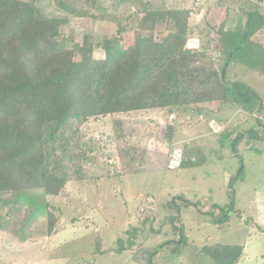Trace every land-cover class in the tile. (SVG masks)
Instances as JSON below:
<instances>
[{"label":"trees","instance_id":"trees-1","mask_svg":"<svg viewBox=\"0 0 264 264\" xmlns=\"http://www.w3.org/2000/svg\"><path fill=\"white\" fill-rule=\"evenodd\" d=\"M192 12L174 0H0V195L41 191L43 197L59 199L66 196L65 176L71 166L81 180L95 183L105 179L104 168L95 176L86 173V166L96 163L98 152L106 162L111 158L90 140L83 142L81 133L99 118L174 113L179 121L185 113L199 115L206 106L214 105L217 112L235 109L233 123H222L226 127L216 133L218 142H228L234 152L242 144L246 151L260 154L264 97L229 69L242 67L264 77V47L253 40L264 29V17L243 12L239 31L218 32L208 25L196 49L188 48L185 41L163 37L165 28L187 32ZM74 18L107 21L115 33L100 42L77 44L68 31ZM130 20L135 23L131 43L121 47ZM95 48L103 52V59L93 57ZM239 123L244 126L238 128ZM175 125L170 128L176 129ZM123 131L127 133L125 128ZM119 148L117 144L122 160ZM181 151L180 167L186 157L196 165L195 157L202 155L195 144H185ZM243 180V168L229 177L226 193L231 208L220 212L219 225L229 221L224 214L233 212L234 184ZM22 208L23 202L17 201L11 211ZM43 210L45 234L55 236L61 212L48 202ZM235 214L240 219L241 213ZM153 223L151 213L142 215L128 232L134 237L139 232L150 235ZM243 224L250 227V219ZM120 243L118 239L116 248L111 244L104 248L95 238L87 255L93 261L96 255L133 253L141 246L130 243L126 248L118 246ZM173 244L172 250L181 254L188 246L182 239ZM243 250L240 245L216 243L201 246L196 257L204 256L210 264H238Z\"/></svg>","mask_w":264,"mask_h":264},{"label":"rangeland","instance_id":"rangeland-1","mask_svg":"<svg viewBox=\"0 0 264 264\" xmlns=\"http://www.w3.org/2000/svg\"><path fill=\"white\" fill-rule=\"evenodd\" d=\"M174 1L193 10L188 31L180 33L165 28L163 37L185 41L190 49L205 34L208 21L220 31L240 29L241 13H246L245 7L233 5L229 0ZM257 9L260 11L252 8L249 12L264 17V9ZM128 24L120 43L125 48L132 40L134 20ZM69 30L77 44L100 42L102 37L110 38L115 33V27L107 21L80 18L71 20ZM258 42L264 44V35L258 37ZM93 57L103 59L104 55L95 48ZM229 73L236 74L264 97V77L242 67L232 66ZM214 108V105L206 106L199 115L183 114L176 129L170 128L174 124L166 113L99 118L84 126L82 141L90 140L111 158L106 162L105 156L95 153L96 163L86 166V173L96 176L104 168L105 179L95 183L81 180L71 166L65 176L66 196L59 199L43 197L41 191L0 195V264H148L153 253L152 264H210L204 256L197 258L196 252L201 246L216 243L243 246L238 264H264V144L260 146L262 152L256 154L246 151L242 144L234 152L228 142L219 143L216 133L226 127L222 123H233L237 111L225 108L217 112ZM117 144L122 160L115 149ZM185 144L202 149V155L195 157L196 165L186 157L183 167L167 170L166 155ZM241 168L244 180L234 184L233 212L224 214L229 221L221 226L216 223L222 215L220 212L231 208L227 181ZM17 201L23 202L24 210L13 213L11 209ZM46 202L61 212L59 231L52 237L45 234ZM234 211L241 213L240 219ZM148 213L154 219L152 234L139 232L134 237L129 229ZM166 218L168 221L163 222ZM248 218L250 227L243 224ZM71 219H75L73 224ZM95 238L104 248L109 244L116 248L118 239L122 241L118 246L127 248L130 243L141 246L133 253L123 250L96 255L92 261L87 254L93 250ZM179 239L188 243L182 254L172 250L173 242Z\"/></svg>","mask_w":264,"mask_h":264},{"label":"crops","instance_id":"crops-1","mask_svg":"<svg viewBox=\"0 0 264 264\" xmlns=\"http://www.w3.org/2000/svg\"><path fill=\"white\" fill-rule=\"evenodd\" d=\"M220 1L224 2L226 0H220ZM229 2H231V4H233V5H235V4L238 5V6L242 5L243 7H245L246 11H250L252 8H254L255 11H258L259 12L260 10H258L257 8L264 9V0H229ZM246 2H248L250 4H248ZM251 3L253 5H251ZM202 13H203V11L201 12V14ZM201 14H198L197 18H200ZM232 20L235 21L234 18H232ZM207 25H213L216 28V31L222 32L219 29H217V27L215 26V24L213 22H209L208 21L207 22ZM242 27H243V20H242L240 29L226 28V29H224V31H226V30H229V31H239V30H241ZM263 35H264V29L259 34H257L256 36H254L253 37V40H254L255 43H259L260 45H262L264 47V44L262 42H258V37H261Z\"/></svg>","mask_w":264,"mask_h":264},{"label":"built area","instance_id":"built-area-1","mask_svg":"<svg viewBox=\"0 0 264 264\" xmlns=\"http://www.w3.org/2000/svg\"><path fill=\"white\" fill-rule=\"evenodd\" d=\"M196 8L197 5H196ZM198 47V42H196V47L194 46V49ZM168 120L170 123L177 124V117L174 113L169 114ZM182 163V151L181 149H172L166 159V169L167 170H176L180 167Z\"/></svg>","mask_w":264,"mask_h":264}]
</instances>
